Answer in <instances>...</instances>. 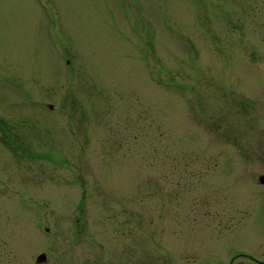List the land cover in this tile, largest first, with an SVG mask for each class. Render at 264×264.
<instances>
[{
  "label": "rangeland",
  "instance_id": "1",
  "mask_svg": "<svg viewBox=\"0 0 264 264\" xmlns=\"http://www.w3.org/2000/svg\"><path fill=\"white\" fill-rule=\"evenodd\" d=\"M262 174L264 0H0V264H257Z\"/></svg>",
  "mask_w": 264,
  "mask_h": 264
},
{
  "label": "flooded vegetation",
  "instance_id": "2",
  "mask_svg": "<svg viewBox=\"0 0 264 264\" xmlns=\"http://www.w3.org/2000/svg\"><path fill=\"white\" fill-rule=\"evenodd\" d=\"M262 175H264V174H262ZM262 175L259 176V184H263L264 185V183H261L260 182V177ZM242 256H244V258H248V259L251 258V260L254 261V262H256L257 264H264V260L263 259H258V258L249 256L248 254H242Z\"/></svg>",
  "mask_w": 264,
  "mask_h": 264
},
{
  "label": "water",
  "instance_id": "3",
  "mask_svg": "<svg viewBox=\"0 0 264 264\" xmlns=\"http://www.w3.org/2000/svg\"><path fill=\"white\" fill-rule=\"evenodd\" d=\"M260 181L262 182V183H264V175H262L261 177H260ZM46 260V254L45 253H41L40 255H38V257H37V262H44Z\"/></svg>",
  "mask_w": 264,
  "mask_h": 264
}]
</instances>
